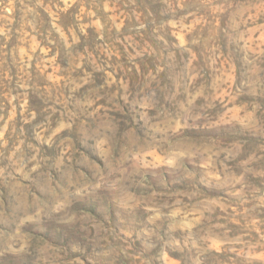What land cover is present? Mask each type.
<instances>
[{"label":"rangeland","instance_id":"1","mask_svg":"<svg viewBox=\"0 0 264 264\" xmlns=\"http://www.w3.org/2000/svg\"><path fill=\"white\" fill-rule=\"evenodd\" d=\"M0 264H264V0H0Z\"/></svg>","mask_w":264,"mask_h":264},{"label":"trees","instance_id":"2","mask_svg":"<svg viewBox=\"0 0 264 264\" xmlns=\"http://www.w3.org/2000/svg\"><path fill=\"white\" fill-rule=\"evenodd\" d=\"M71 18L72 17H70V14L69 15H67V13L66 14H63L62 15V22H63V26L66 28L68 25L67 24H69V22H68V20H71ZM14 37H15V39H17V38H19V34H15L14 35ZM41 40H42V38H41ZM56 48V47H55ZM62 52V51H61ZM61 52H60V54H61Z\"/></svg>","mask_w":264,"mask_h":264}]
</instances>
